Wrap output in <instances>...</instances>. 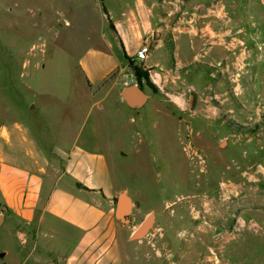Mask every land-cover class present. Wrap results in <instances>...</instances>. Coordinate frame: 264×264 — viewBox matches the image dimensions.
<instances>
[{"label":"crops","instance_id":"crops-1","mask_svg":"<svg viewBox=\"0 0 264 264\" xmlns=\"http://www.w3.org/2000/svg\"><path fill=\"white\" fill-rule=\"evenodd\" d=\"M100 1L109 28L104 50L95 51L94 57L108 65L87 55L80 59L89 104H97L93 102L97 88L110 93L120 89L116 81L102 84L115 71L128 68V57L136 59L146 43L151 50L145 65L168 72L165 88L155 85L157 90L149 93L164 125L176 114L182 121L199 124L209 118L202 113L205 107L209 119H216L231 106L220 102L222 107L212 99L220 95L223 101L227 79L239 69L248 74L254 63L249 19L240 10L253 0H107L111 10L106 0ZM118 99L126 104L121 91ZM245 99H237V105ZM69 102L60 98L61 113L48 114L47 124L29 118L39 109L36 99L5 103V109L25 110L28 117L13 114L0 123V215H4L0 227L8 220L17 238L26 236L19 251L4 252L5 257L12 252L5 263L128 264L126 243L133 242V232L153 214L152 228L161 226L164 236L157 247L147 235L135 241V260L167 264L165 252L170 251L179 264H219L211 241L215 228L227 223L219 215L215 219L217 213H225L216 209V197L199 193L181 198L168 194L167 186H156L148 209L142 190L134 195L116 182L113 162L118 157L112 153L118 152L122 160L129 153L126 148L116 150L115 132L108 128L102 132L98 121L78 108L72 113L66 107ZM45 104L55 109L58 102L46 99ZM195 110L198 113L191 116ZM123 191L132 201L128 221L118 215ZM204 232H211L212 238L204 235L208 240L202 252Z\"/></svg>","mask_w":264,"mask_h":264},{"label":"rangeland","instance_id":"rangeland-1","mask_svg":"<svg viewBox=\"0 0 264 264\" xmlns=\"http://www.w3.org/2000/svg\"><path fill=\"white\" fill-rule=\"evenodd\" d=\"M105 2L111 10V3ZM240 10L249 19L246 26L252 34L249 45L255 64L248 74L241 69L235 74L241 85L237 94L233 77L227 79L223 101L220 95L215 98L212 94V101L231 102V106L217 113L216 119H209L205 107L202 113L209 118L199 124L182 121L176 114L164 125L166 121L154 108V98L141 108L129 107L118 99L123 80L135 75L129 64L102 84L116 81L120 89L110 93L108 88H97L98 97L93 100L97 104L88 103L79 65L85 55L98 62L94 52L104 50L109 23L100 0H0V123L13 114L26 117L25 110H7L5 103L10 106L15 101L36 99L37 116L29 118L47 124L48 114L61 113L59 99H70L66 107L72 113L78 108L82 115H90L102 132L104 128L115 132L117 151L127 149L129 155L123 160L118 152L112 153L113 158L118 157L113 163L119 185L134 195L142 190L148 209L156 186H167L168 194L181 198L199 193L216 197V209L225 213H217L215 219L219 215L218 219L227 223L215 228L211 241L219 264H264V0H253L251 6ZM99 62L108 65L107 60ZM146 91L152 93L148 86ZM241 98H246L242 100L245 102L238 106L236 100ZM46 99H55L57 107L45 106ZM196 113L191 111V116ZM190 146L201 152L202 164L190 156ZM206 234L212 238L211 232L202 233V252ZM25 238H17L6 220L0 227V253L19 251ZM132 241L126 243L125 259L128 264H141L134 258L138 240ZM66 242L72 244V240ZM11 258L12 252L6 257L0 255V264Z\"/></svg>","mask_w":264,"mask_h":264},{"label":"built area","instance_id":"built-area-1","mask_svg":"<svg viewBox=\"0 0 264 264\" xmlns=\"http://www.w3.org/2000/svg\"><path fill=\"white\" fill-rule=\"evenodd\" d=\"M150 50H151L150 45L144 43V45H142V47L137 52L135 60L142 61L141 64L139 65H143L145 70L148 71L149 78L151 79V81L158 87L163 88L164 83L166 81V77H167L166 75L168 74V72H164L163 70L157 69L154 67H147L145 65V61L148 58ZM233 80L234 82H236L234 83L233 91L235 92V94H237L238 90L241 88V85L239 82H237L238 79L236 78L235 75L233 76ZM136 83H138L136 75H131V76L128 75L123 80V87L129 86L131 84H136ZM190 148L192 147L190 146ZM189 154L193 159H196L200 164H202L205 161L201 152H199V150L195 148H192ZM163 236H164V229L161 226H156L147 233L148 241L149 243L152 244L153 247L158 246V241L162 239ZM165 257H166L167 264H179L178 260L176 259V257L174 256L172 252L166 251ZM216 260H217L216 261L217 263L220 262V259L217 255H216Z\"/></svg>","mask_w":264,"mask_h":264},{"label":"water","instance_id":"water-1","mask_svg":"<svg viewBox=\"0 0 264 264\" xmlns=\"http://www.w3.org/2000/svg\"><path fill=\"white\" fill-rule=\"evenodd\" d=\"M121 95L129 107L132 108H141L149 100L150 94L143 89L139 83L131 84L122 88ZM118 206L119 212L118 215L121 219L128 221L127 216L130 214V209L132 207V201L129 199L128 193L123 191L118 197ZM4 221V215H0V225ZM154 222V215L150 214L142 224L136 229L132 234L133 240L142 239L147 233L152 229ZM1 256H4L5 253H0Z\"/></svg>","mask_w":264,"mask_h":264},{"label":"trees","instance_id":"trees-1","mask_svg":"<svg viewBox=\"0 0 264 264\" xmlns=\"http://www.w3.org/2000/svg\"><path fill=\"white\" fill-rule=\"evenodd\" d=\"M129 65L133 68L134 73L137 77L139 85L146 90V86L150 87L152 90L156 91V86L151 82L149 78V73L145 70L143 65H138L135 63V59L128 57Z\"/></svg>","mask_w":264,"mask_h":264}]
</instances>
